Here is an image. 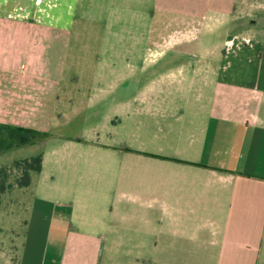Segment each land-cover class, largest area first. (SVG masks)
Segmentation results:
<instances>
[{
    "label": "crops",
    "instance_id": "crops-1",
    "mask_svg": "<svg viewBox=\"0 0 264 264\" xmlns=\"http://www.w3.org/2000/svg\"><path fill=\"white\" fill-rule=\"evenodd\" d=\"M58 1L49 25L42 0H0V123L41 131L81 94L62 89L76 0ZM126 1L143 33L224 30L222 55L191 57L184 91L130 93L103 77L106 108L81 120L110 137L74 141L79 155L1 195L0 264H264V0ZM124 127L141 137L123 140Z\"/></svg>",
    "mask_w": 264,
    "mask_h": 264
},
{
    "label": "rangeland",
    "instance_id": "rangeland-1",
    "mask_svg": "<svg viewBox=\"0 0 264 264\" xmlns=\"http://www.w3.org/2000/svg\"><path fill=\"white\" fill-rule=\"evenodd\" d=\"M40 6L38 20L49 25L57 24L55 11L62 3L58 0H42ZM19 8H23L21 3L17 5L18 10ZM138 12L139 6L134 1H75L74 22L69 29L68 48L61 69L64 79L62 89L81 94L73 98V104L61 106L63 114L57 123L54 121L43 125L44 129L41 131L50 136L0 156V169L7 168L16 161L41 156L43 167L47 171L54 168L57 170V159L64 166L65 158L79 155L78 148L72 146L74 141L89 139L95 133L99 134L97 138L100 141H106L111 135L107 127L94 121L81 120L92 109L99 106L106 108L98 102L101 93L109 89V83L103 82V77L111 80L112 87L113 84L118 88L123 86L130 93L184 91L190 76L188 63L191 57L210 56L209 53L211 57L222 55L226 36L224 30L212 28V31H208L200 27L198 32L189 33L185 27L190 25L188 23L171 27L162 25L161 30L155 34L143 33L138 29ZM206 24L211 25L207 22L204 25ZM174 30H177L176 33H173ZM190 37L193 39L188 41L192 43L184 46L171 43L175 40L185 41ZM197 41H201V47L194 46ZM153 42L162 44L161 54L154 57L156 47ZM177 102L183 105L184 99ZM34 118L36 116L33 113V120ZM158 135L163 134L159 131L156 133V129H150L149 135L144 137L155 138ZM119 137L125 141H134L141 136L136 129L124 127L119 131ZM107 163L103 158L93 161L96 174L103 175ZM87 164L81 163L79 170L86 169ZM16 173L11 171L8 174V181L12 185H15L18 177ZM58 180L55 176L50 182L57 184ZM40 185L41 179L34 180V186ZM14 195L19 196L18 192ZM30 214L26 216L31 217Z\"/></svg>",
    "mask_w": 264,
    "mask_h": 264
},
{
    "label": "trees",
    "instance_id": "trees-1",
    "mask_svg": "<svg viewBox=\"0 0 264 264\" xmlns=\"http://www.w3.org/2000/svg\"><path fill=\"white\" fill-rule=\"evenodd\" d=\"M48 133L31 128L14 126L0 123V155L27 145L34 144L47 138ZM42 167L41 156L24 159L14 162L11 166L0 169V197L13 185L8 181V174L11 171L19 175L15 185L23 188L30 184V172H39Z\"/></svg>",
    "mask_w": 264,
    "mask_h": 264
}]
</instances>
